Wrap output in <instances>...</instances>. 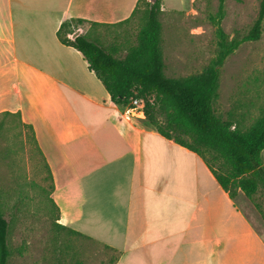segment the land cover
<instances>
[{
  "label": "crops",
  "instance_id": "1",
  "mask_svg": "<svg viewBox=\"0 0 264 264\" xmlns=\"http://www.w3.org/2000/svg\"><path fill=\"white\" fill-rule=\"evenodd\" d=\"M136 1L0 0V112L31 124L55 221L115 251L113 264H264L263 236L202 158L125 112L56 36L83 18L81 33L121 53Z\"/></svg>",
  "mask_w": 264,
  "mask_h": 264
},
{
  "label": "rangeland",
  "instance_id": "2",
  "mask_svg": "<svg viewBox=\"0 0 264 264\" xmlns=\"http://www.w3.org/2000/svg\"><path fill=\"white\" fill-rule=\"evenodd\" d=\"M218 0H163L159 14L164 72L182 76L200 71L216 53L215 25L209 18ZM260 0H225L220 24L227 38L246 33L257 16ZM140 12L125 22L124 43H134ZM24 29H16L17 37ZM107 44L110 39H102ZM216 112L241 116L246 129L264 110V19L256 40L241 42L220 66ZM1 118V115H0ZM0 126V209L8 222V264H102L116 252L81 234L57 227L56 211L48 198L49 179L30 131L20 117L8 114ZM254 200L264 208V189ZM237 203L264 238V219L253 202L242 196ZM259 260V256L256 257Z\"/></svg>",
  "mask_w": 264,
  "mask_h": 264
},
{
  "label": "trees",
  "instance_id": "3",
  "mask_svg": "<svg viewBox=\"0 0 264 264\" xmlns=\"http://www.w3.org/2000/svg\"><path fill=\"white\" fill-rule=\"evenodd\" d=\"M162 0H137L131 16L141 13L136 41L126 43L121 53L114 47L102 45L86 33L68 37L74 28L87 22L72 17L62 21L56 36L59 41L78 49L87 61L88 68L101 81L105 89L121 108L135 96L142 100L145 120L161 135L173 139L197 153L205 162L219 185L229 197L236 199L242 191L264 219V208L254 200L259 188L264 189V161L260 152L264 147V110L246 129L240 127L239 114L228 110L225 116L218 114L214 102L218 97L220 66L225 57L241 42L256 40L261 34L264 19V0H260L257 16L248 31L239 37L227 38L220 21L225 13V0H218L216 11L209 15L215 25L217 47L215 55L200 71L182 76H168L164 72L161 44ZM8 114L0 112V126ZM21 124L30 131L35 150L43 160L49 179L48 198L55 208L50 192L53 182L50 171L37 145L31 124ZM57 227L81 234L55 221ZM8 222L0 209V264H8L10 248L7 242ZM114 259L109 263L113 264Z\"/></svg>",
  "mask_w": 264,
  "mask_h": 264
},
{
  "label": "built area",
  "instance_id": "4",
  "mask_svg": "<svg viewBox=\"0 0 264 264\" xmlns=\"http://www.w3.org/2000/svg\"><path fill=\"white\" fill-rule=\"evenodd\" d=\"M81 32V28L80 27H76L74 28L73 32L68 33V37H72L75 33H80ZM142 107H143V102L141 99L132 96L129 99V102L125 105L124 107V111L130 114H137V113H141L142 111Z\"/></svg>",
  "mask_w": 264,
  "mask_h": 264
},
{
  "label": "water",
  "instance_id": "5",
  "mask_svg": "<svg viewBox=\"0 0 264 264\" xmlns=\"http://www.w3.org/2000/svg\"><path fill=\"white\" fill-rule=\"evenodd\" d=\"M76 34V33H75Z\"/></svg>",
  "mask_w": 264,
  "mask_h": 264
}]
</instances>
